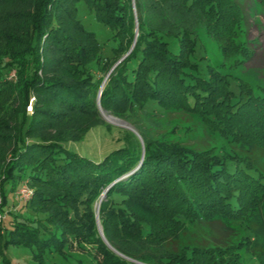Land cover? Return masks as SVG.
Masks as SVG:
<instances>
[{"label": "trees", "instance_id": "trees-1", "mask_svg": "<svg viewBox=\"0 0 264 264\" xmlns=\"http://www.w3.org/2000/svg\"><path fill=\"white\" fill-rule=\"evenodd\" d=\"M13 1L24 9L0 12V128L9 118L14 145L0 193L4 205L6 191L27 181L33 194L0 224V264H11L9 246L30 249L41 264L74 240L93 246L98 264H264V95H252L240 81L235 90L229 74L202 69L190 33L151 28L142 18L146 5L199 11L224 62H246L254 50L246 42L244 4L134 0L136 21L132 0H83L111 31L113 54L104 58L78 17L80 0H0ZM131 45L108 75L99 105L115 116L151 106L194 115L227 150L162 143L139 131L141 143L123 131L124 143L91 160L66 146L81 140L79 129L41 133L58 129L74 112L98 114L101 79L92 71H108ZM12 69L15 82L6 79ZM98 200L100 231L112 248L97 230ZM234 222L249 234L237 238Z\"/></svg>", "mask_w": 264, "mask_h": 264}, {"label": "rangeland", "instance_id": "rangeland-1", "mask_svg": "<svg viewBox=\"0 0 264 264\" xmlns=\"http://www.w3.org/2000/svg\"><path fill=\"white\" fill-rule=\"evenodd\" d=\"M237 2L243 3L246 9L248 30L246 42L249 44L250 49L254 50L251 58L246 62L231 59L230 61L224 62L222 59L221 47L211 35H208L206 28V20L199 11H190L183 9L179 11H171L163 5H156L157 8H150L146 5L143 13V20L151 28L161 29L169 31L174 34L190 33L195 42L196 52L193 60L200 64L202 69L206 67L216 68L220 73L229 74L231 78L230 87L238 89L236 83L239 81L250 89L252 95H264V2L260 0H237ZM134 0H132L131 6L134 11V20H136V9L134 6ZM84 1L78 2V17L82 24L87 30L93 31L94 35L100 43V49L104 58H111L113 54L112 45L114 42L111 38V31L107 26L100 22L95 21L93 13L89 12L84 5ZM24 6L18 2L13 1L7 3L0 2V12H12L22 11ZM137 21V20H136ZM137 32V26L134 34ZM242 38L239 42H242ZM134 45V43L132 44ZM130 49L119 59H117L112 67L108 71L102 72L101 70H93L92 75L98 79H101L100 85L96 95L95 106H97L98 114H86L80 112H74L69 114L64 124H61L59 128L51 131L46 130L41 132L43 135L49 136L60 129H73L77 128L82 131V138L79 142L67 141L66 146H69L72 150H76L87 159L98 160L104 157L111 150H115L118 146L124 143L123 131L132 132L136 139L142 143L140 132H145L146 136L152 140L171 143L181 142L183 144H190L200 147H215L216 151L222 149L227 150V146L224 139L219 136L212 134L209 129L204 128V125L199 122L196 116L182 113L176 110H166L159 108L158 106L148 107L145 109L134 108L128 111V113L122 116H115L112 113L104 110L100 105L101 90L105 87L109 77L108 75L112 72L114 67L118 64L121 59H125ZM40 74V72H39ZM16 71L10 70L7 74L6 79L15 82ZM35 98L31 94L29 101L25 104L28 115L32 113L31 104H33ZM105 115L111 117L114 121L107 119ZM3 127L0 128V134L3 137V143L0 142V178L1 170L4 168V164L11 158V149L14 147L12 144V138L9 134L10 120L7 117L2 119ZM6 124L10 126L7 127ZM140 131V132H139ZM6 139H5V137ZM65 143V142H63ZM1 183V181H0ZM9 186H5L4 190H7ZM103 191L100 195V200L105 197ZM7 199L3 205L2 193H0V224L4 218L11 217L13 210L19 212L18 208L24 201L30 200L32 197V189L27 181H23L14 192H8ZM95 203V218L98 223V232L100 231L99 220L97 218L99 201ZM24 208V207H22ZM74 213V212H73ZM74 214L71 217L74 218ZM13 216V215H12ZM77 217V214L76 216ZM78 218V217H77ZM6 221V220H4ZM236 235L244 237L248 235V231L238 222L232 223ZM101 232V231H100ZM99 232V233H100ZM102 233V232H101ZM101 235V234H100ZM103 236V233L101 237ZM191 236V233L186 236H181L179 243L183 245L187 241V238ZM192 238V236H191ZM103 243L109 248L111 245L107 243V240L102 237ZM93 246H88L84 243L73 241L69 245L65 246L63 254L50 252L43 258L41 264H98V260L93 257L95 256V250ZM6 255L9 257L11 264H38L32 260V252L26 247L9 246L7 247ZM246 259H249L248 255H245ZM249 263L252 264L253 260L249 259Z\"/></svg>", "mask_w": 264, "mask_h": 264}, {"label": "bare ground", "instance_id": "bare-ground-1", "mask_svg": "<svg viewBox=\"0 0 264 264\" xmlns=\"http://www.w3.org/2000/svg\"><path fill=\"white\" fill-rule=\"evenodd\" d=\"M105 117L107 118V119H110V120H112V121H114L111 117H109L108 115H105Z\"/></svg>", "mask_w": 264, "mask_h": 264}, {"label": "water", "instance_id": "water-1", "mask_svg": "<svg viewBox=\"0 0 264 264\" xmlns=\"http://www.w3.org/2000/svg\"><path fill=\"white\" fill-rule=\"evenodd\" d=\"M100 232V231H99ZM100 234L102 235V233L100 232ZM103 237V236H102Z\"/></svg>", "mask_w": 264, "mask_h": 264}]
</instances>
